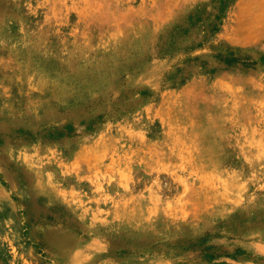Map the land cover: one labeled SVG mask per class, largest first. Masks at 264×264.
I'll return each instance as SVG.
<instances>
[{
	"label": "rangeland",
	"instance_id": "1",
	"mask_svg": "<svg viewBox=\"0 0 264 264\" xmlns=\"http://www.w3.org/2000/svg\"><path fill=\"white\" fill-rule=\"evenodd\" d=\"M0 264H264V0H0Z\"/></svg>",
	"mask_w": 264,
	"mask_h": 264
}]
</instances>
